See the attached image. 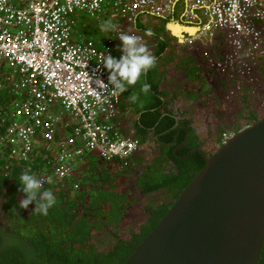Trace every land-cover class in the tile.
Here are the masks:
<instances>
[{
  "label": "built area",
  "instance_id": "1",
  "mask_svg": "<svg viewBox=\"0 0 264 264\" xmlns=\"http://www.w3.org/2000/svg\"><path fill=\"white\" fill-rule=\"evenodd\" d=\"M177 4L183 6V23L196 26L195 38L218 35L227 47L221 58L205 54L208 65L228 79L255 81L253 62L264 43V0H0V157L27 160L34 145L61 133L64 121L70 129L64 133L67 148L58 155L57 180L84 151H95L105 161L132 156L140 141L114 125L121 91L107 85L109 73L100 63L114 49L76 41L75 16L111 7L131 23L142 13L173 16ZM122 32L118 25L114 47ZM233 134L224 130L220 145ZM37 179L43 184L50 175Z\"/></svg>",
  "mask_w": 264,
  "mask_h": 264
},
{
  "label": "trees",
  "instance_id": "2",
  "mask_svg": "<svg viewBox=\"0 0 264 264\" xmlns=\"http://www.w3.org/2000/svg\"><path fill=\"white\" fill-rule=\"evenodd\" d=\"M114 14L115 20L121 24V18L115 12ZM143 14L146 13L135 17L136 24L133 26L135 30H140L141 34L138 35L134 31L133 35L140 37L148 50L154 51L156 60L155 66L145 72L147 83L151 86L149 101L141 107L139 132L135 134L140 146L144 148L125 160L111 161L100 159L95 151H84L68 162L70 168L64 179L57 180L54 172L60 163L58 155L67 148L64 133L70 129L65 126L67 123L64 121L62 126L60 125L61 133L57 131L53 141L43 140L34 145L27 160L1 156L0 211L3 216L0 223V264H123L166 213L183 188L205 165L203 155L195 151L201 148V142L189 139L188 122L175 124V117L166 109V95L164 96L157 86L151 83L152 80H149V75L152 78L151 70L156 69L161 61L168 66L175 62L174 55L170 54L173 53L171 47L157 32L159 26L164 31V21L163 25L156 23L155 28H139L137 22H144V18L149 17H142ZM152 17L159 19L157 16ZM83 32L79 19H76L74 33L81 36L76 39L80 40L78 42L86 41ZM115 35L114 29L109 37L95 40V45L98 48L110 45L114 49L112 56L118 51L115 55L118 59L122 55L119 48L121 42L118 47H114ZM147 38L150 42H147ZM167 48L171 50L168 51ZM207 54L213 53L209 51ZM165 55L166 61L160 60L164 59ZM263 57L264 52L259 59ZM204 58L206 59V55ZM243 88L250 90L251 87L243 85ZM6 96L2 102L8 99V94ZM243 108L246 110L243 126L258 120L257 114L246 100ZM113 123L118 127L115 116ZM239 124L240 121L236 127ZM235 128L226 129L235 131ZM149 130L157 138L154 139L155 144L149 143L146 146L144 141L147 138L140 131ZM221 133L218 144L215 142V146H212L214 150L220 146ZM155 147L159 148L158 153L153 152ZM211 149L203 150L205 154L210 155L214 151ZM146 156L150 157V163L139 170L135 185L131 183L129 189L138 188L143 196L148 198V201L144 202V208L149 217L138 229L126 230L127 233L124 234L122 222L127 209L134 205L130 201L134 198H131L127 191H123L121 186L125 187L129 183L128 178L139 169ZM26 170L36 178L50 175V179L42 184L41 192L51 191L56 203L48 209L47 215L33 211L35 202L30 203L27 208L19 207V201L26 196L20 191L22 186L19 177ZM109 192L118 196L116 207H92L91 196L101 201V195ZM257 264H264V241Z\"/></svg>",
  "mask_w": 264,
  "mask_h": 264
},
{
  "label": "water",
  "instance_id": "3",
  "mask_svg": "<svg viewBox=\"0 0 264 264\" xmlns=\"http://www.w3.org/2000/svg\"><path fill=\"white\" fill-rule=\"evenodd\" d=\"M167 28L195 31L182 22ZM190 33V32H189ZM123 264H257L264 241V116L210 155Z\"/></svg>",
  "mask_w": 264,
  "mask_h": 264
},
{
  "label": "crops",
  "instance_id": "4",
  "mask_svg": "<svg viewBox=\"0 0 264 264\" xmlns=\"http://www.w3.org/2000/svg\"><path fill=\"white\" fill-rule=\"evenodd\" d=\"M82 14L85 13L82 12L77 14L79 20ZM180 14L181 13H176L173 16L170 15V20L182 24V20H179L181 19ZM156 20L158 22L159 19H155V21ZM119 23V21H116L115 30L118 27L117 25L121 26ZM183 32L184 34L189 33L181 30V37ZM171 35L173 36V34ZM214 37H217V35ZM177 38H179V36ZM178 40L180 42L182 41L180 39ZM176 44L177 42L175 41V43L172 42L170 46L175 54V63L168 66L161 61L156 69L151 70V83H154L164 96L166 95L164 97V99L167 100L166 109L172 112V115L175 117V124L183 121L188 122V127L190 128L189 139L200 141L201 148L203 149H211L213 145L215 146V142L218 144L219 140V136L214 137V130L219 129V131H221L230 127V125H228L231 120L229 106L234 97H228L226 92L229 80L226 79V75L219 69L208 65L204 59L205 54H207L206 52H208L205 44H200L199 42L193 43L188 49L190 52L188 54L184 51L181 52L178 47H176ZM171 49L167 48L166 50L170 51ZM210 50L215 51L211 54L212 56L221 58V53L226 51L227 48L226 46L225 48L222 46H211L209 51ZM186 62L190 63L191 71L184 68V63ZM177 65L179 66L178 72H176L178 68ZM156 70L160 71V75L158 74L159 76H155ZM124 99H126V102H124ZM145 104L136 108L133 102L129 98L124 97L121 93L120 106H118L116 111L115 120L122 134L127 136L132 134L134 136L139 132L138 122L142 113L141 107ZM140 132L147 138V140L144 141L146 146L154 141L156 137L151 130ZM142 148L144 147L141 145L137 151L142 150ZM150 161V157L146 156L141 164V168L148 165Z\"/></svg>",
  "mask_w": 264,
  "mask_h": 264
},
{
  "label": "rangeland",
  "instance_id": "5",
  "mask_svg": "<svg viewBox=\"0 0 264 264\" xmlns=\"http://www.w3.org/2000/svg\"><path fill=\"white\" fill-rule=\"evenodd\" d=\"M182 2V1H180ZM179 2V3H180ZM111 7H105V9L103 10V13L98 14V15H89V14H82L80 15V23H81V30L84 31V35L83 38L86 41H90L93 45H95V40H103L107 37H109L111 35V33L113 32V30L115 29V25H116V20H115V14H114V10ZM183 10V6H180L179 4H177L175 6L174 9V14L176 13H181ZM82 17V19H81ZM77 15L75 16V21H76ZM157 20L155 21V19H153L152 17H147V20L144 22L138 21L137 22V26L139 28H147V27H157ZM78 24V22L76 23V25ZM145 26V27H144ZM133 29L129 28L128 29V34H133ZM157 32L160 33L161 37L164 38V40L168 43L169 46H171L172 42L175 43V38L171 37V35L169 33H167L166 31H163V29L160 27L157 29ZM81 34V32L79 33ZM74 39H79L78 37H81L77 34L74 33L73 35ZM145 37V36H144ZM89 38V39H88ZM76 41H80V40H76ZM147 42H150V39L147 38ZM96 46V45H95ZM150 51V50H149ZM118 51H115L114 56L117 54ZM154 51H150V53L153 55ZM264 52V45L262 46V51L261 53ZM171 55H175L173 53H170ZM166 61V55L164 57V59ZM253 74L255 77V83L253 86L250 85H246L251 87L250 90H247L246 88L241 89V91L236 94V96L234 98H232V103L229 106V115H230V125H232V129H234L236 127V124L239 123L240 124L235 128V131H237V129H241L243 128V124L242 121H244L245 119V113L246 110H244L243 108V104H244V100L247 101L248 105L250 108H252L255 113L258 116V119L260 117L264 116V57L263 59H256L253 62ZM149 80H151V76L149 75ZM146 83V74L143 73L141 75V78L134 84V85H128L125 84V88L126 90L121 92L122 95L124 97L130 98L131 96H136L137 99L135 102H133L134 107L139 108L141 105L145 104L147 101H149V92L148 93H144L142 91V86ZM124 102H126V99H124ZM242 104V107H241ZM238 111V112H237ZM227 125V124H226ZM224 130H227L226 128ZM217 132V129L214 130V133ZM221 132V131H220ZM151 144H155L154 142H150ZM206 145V144H205ZM212 151L214 150V148L211 149ZM154 153H158L159 152V148L155 147L153 149ZM141 165L139 166V170H141ZM137 170V169H136ZM151 171V170H150ZM149 171V172H150ZM98 175V174H97ZM154 175V174H153ZM158 173L155 174V176H157ZM130 181L128 184H126L125 187H122L124 190L123 191H127L129 196L131 198L134 199H130V201L132 202L131 204H134V208L140 206L139 203L143 202L142 207L144 208L145 206V201H148V198L146 197H142L141 200H138L137 198V194H136V190L132 189L130 190V184H133V180H135V173L133 172L131 175V178H128ZM132 180V181H131ZM157 194L154 195V197H156ZM117 194L115 193H106L104 195H101V201L96 200L95 198H92V207L93 208H101L102 206H111V207H116L117 205ZM129 201V202H130ZM133 213L135 214V210H132ZM138 215H134V217L131 219L129 216H125V219L122 222V229L126 232V230H130V229H138L139 225L143 222L146 221L145 216H143V214L145 213V211H143V209H139L138 210ZM98 213H100V211L97 210ZM116 214V212H114ZM2 214L0 211V223H1V218H2Z\"/></svg>",
  "mask_w": 264,
  "mask_h": 264
},
{
  "label": "clouds",
  "instance_id": "6",
  "mask_svg": "<svg viewBox=\"0 0 264 264\" xmlns=\"http://www.w3.org/2000/svg\"><path fill=\"white\" fill-rule=\"evenodd\" d=\"M118 38L121 42L119 48L122 55L117 59L110 53L104 54L100 63L109 73L107 85L123 92L126 90L125 84L134 85L143 73L155 66L156 60L146 45L142 43L140 37L122 32ZM259 56L256 59H259ZM226 79L228 78L226 77ZM99 80L102 85L105 84L101 79ZM228 80L226 90L228 97H235L243 85L253 86L255 83V81L250 82L240 76ZM150 88L151 86L145 83L142 86V91L148 93ZM129 99L135 102L137 97L133 95ZM19 181L22 186L20 191L26 194L25 198L19 201V207L27 208L30 203L35 202L33 211L47 215L48 209L56 203L52 192L47 190L41 192V181L27 170L20 175Z\"/></svg>",
  "mask_w": 264,
  "mask_h": 264
},
{
  "label": "flooded vegetation",
  "instance_id": "7",
  "mask_svg": "<svg viewBox=\"0 0 264 264\" xmlns=\"http://www.w3.org/2000/svg\"><path fill=\"white\" fill-rule=\"evenodd\" d=\"M137 16H140V14L139 15H137ZM145 16H149V17H152L153 15H151V14H143L142 15V17H145ZM158 17V16H157ZM153 18V17H152ZM159 18V20H158V23L159 24H162V22L164 21V31H166L167 33H169L170 35L172 34L171 33V30L170 29H168L167 27V23L169 22V21H172V20H170L171 19V17L169 16H166V17H163V16H161V17H158ZM145 19V21L147 20V17H145L144 18ZM154 19V18H153ZM179 19V18H178ZM179 20H181V19H179ZM121 25L123 26V28H124V30H125V33H127L128 32V29L129 28H132L133 29V31H135V32H137L138 33V35H140L141 34V32H140V30H135L134 28H133V26H135V24H136V21L135 20H133L131 23H128V22H126V21H123V20H121ZM183 22V21H182ZM163 25V24H162ZM159 28H160V26H159ZM195 35H196V33L195 34H191V33H185L184 34V32L182 33V37H179V38H177L176 36H172V37H174L175 38V41L177 42V44H176V47H178V49L181 51V52H185L186 54H188V53H190L189 52V48L193 45V43H195V42H199L200 44H205V47L207 48V51L209 52V49L211 48V46L212 47H223V48H225V45L222 43V41H221V39H220V37L217 35V37H207V36H203V37H201V38H195ZM178 39H180V40H182L181 42L178 40ZM190 39H192V40H190ZM197 44V43H196ZM227 48V47H226ZM210 51H212V50H210ZM208 52H206V53H208ZM215 51H212V53H214ZM211 55V54H210ZM205 59V58H204ZM205 60H207V59H205ZM207 62V61H206ZM183 64V63H182ZM177 70H176V72H178L179 71V66L177 65ZM190 63H188V62H186V63H184V68L185 69H188V71H191V69H190ZM157 74H159L160 73V71L159 70H157V72H156ZM228 125H230V124H228ZM227 128H232V125H230V127H227ZM221 132L219 131V129H217V132L215 133V135H214V137L216 136V137H218L219 136V134H220ZM128 136H130V137H136L137 138V136H133L132 134H130V135H128ZM155 138H157V136L155 137ZM152 142H154V141H152ZM155 143V142H154ZM143 149V148H142ZM139 174V171L137 170V171H135V180H133V184L132 185H135V182H136V177H137V175ZM132 181V180H131ZM135 190H136V194H137V198H138V200H141L142 199V197H144L143 196V194L140 192V190L138 189V188H134ZM142 204H143V202H140L139 203V205L140 206H138V207H136V208H134L133 206L131 207H129L128 209H127V212L125 213V215L126 216H129L131 219L134 217V215H138V210L139 209H143V211H145V208H143L142 207ZM132 208H133V210H135V214L133 213V211H131L132 210ZM143 216H145V218H146V220L148 219V217H149V213L148 212H146L145 211V213L143 214Z\"/></svg>",
  "mask_w": 264,
  "mask_h": 264
},
{
  "label": "bare ground",
  "instance_id": "8",
  "mask_svg": "<svg viewBox=\"0 0 264 264\" xmlns=\"http://www.w3.org/2000/svg\"><path fill=\"white\" fill-rule=\"evenodd\" d=\"M181 30H183V28L182 27H178L176 30H175V33H177V35L179 36V37H181V35H180V31ZM190 31V33H193L195 30L194 29H189Z\"/></svg>",
  "mask_w": 264,
  "mask_h": 264
}]
</instances>
